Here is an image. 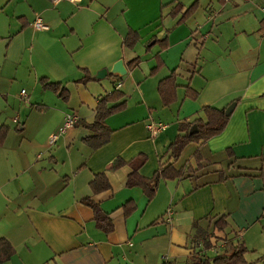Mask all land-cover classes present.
Here are the masks:
<instances>
[{"label": "crops", "instance_id": "0c3cea01", "mask_svg": "<svg viewBox=\"0 0 264 264\" xmlns=\"http://www.w3.org/2000/svg\"><path fill=\"white\" fill-rule=\"evenodd\" d=\"M36 19L47 29H34ZM130 32L139 40L129 49ZM120 61L125 75L111 74ZM172 74L175 98L164 105L158 84ZM24 79L33 97L42 79L68 97L41 88L36 103L30 95L17 104L9 90ZM115 90L122 97L112 106L124 108L105 121L109 141L92 149L84 124ZM232 104L222 133L187 144L173 162L180 124ZM41 111L50 119L38 123ZM67 115L73 127L49 146ZM149 124L164 129L151 137ZM0 130V239L14 249L2 264H199L208 256L196 237L219 219L229 248L264 252V0H0ZM117 160L124 164L112 169ZM169 164L181 174L159 180L153 199L127 185L133 171L152 179ZM102 172L110 189L93 194L89 183Z\"/></svg>", "mask_w": 264, "mask_h": 264}, {"label": "trees", "instance_id": "16d2710c", "mask_svg": "<svg viewBox=\"0 0 264 264\" xmlns=\"http://www.w3.org/2000/svg\"><path fill=\"white\" fill-rule=\"evenodd\" d=\"M139 40V37L136 33L130 32L123 40V45L126 48H133ZM139 59H135L129 63L131 67L138 65ZM130 68V67H129ZM159 69V66L154 68L151 73H155ZM89 80V78H88ZM41 86L45 90H50L56 94L59 98L65 100L68 97L67 90L62 87L60 83L48 82L45 79L41 80ZM175 76H171L163 79L158 84V94L161 98V101L164 105H169L174 101L175 98ZM189 90H187L188 97ZM122 97V94L118 91H113L110 94L104 95L98 99L97 107L94 114V119L90 124H84L85 128L88 129L90 135L83 138V143L92 148L97 149L105 145L110 138L112 130L106 125L105 121L110 116L124 108L125 103L112 106L113 103L117 102ZM204 114V119H196L192 123H182L179 126V131L183 132V135H179L175 141L170 145V152L173 159V162L178 159L180 153L184 147L192 142L206 141L216 135H219L226 128L230 117L225 115V109H216L211 107H206L202 109ZM195 125L197 132L190 135V128ZM3 131L0 130V140L2 141ZM124 163L121 160L114 162L112 169L120 168ZM180 172H176L172 165L160 167L159 170L155 173L152 179H144L136 175V172L133 171L129 174L127 178V185L130 187H140L148 200L154 198L157 185L159 180L162 179H174L180 176ZM90 190L93 194H99L110 189V185L105 173H98L94 175L93 179L89 183ZM83 203L86 204L89 208L92 209L94 213V220L97 226L104 231V233H111L113 231V224L111 219L102 212V210L94 203L90 198H84ZM131 204H126L124 206V211H126V216L130 215L133 211ZM264 217V214L262 215ZM214 230L211 234L212 236L215 233H222L225 223L223 219L215 221L213 224ZM206 232L199 231V235L196 239L199 241L201 238L206 237ZM215 239H217L215 237ZM200 245L199 243H197ZM212 243L210 240H207L204 244L203 249H210ZM247 253L246 248L241 245L231 246L228 252L221 253L216 255L212 259H205L204 262L199 264H253L245 260V255ZM14 254V249L10 243L5 239H0V264L7 262L12 255ZM201 261V259H200Z\"/></svg>", "mask_w": 264, "mask_h": 264}, {"label": "rangeland", "instance_id": "374dc122", "mask_svg": "<svg viewBox=\"0 0 264 264\" xmlns=\"http://www.w3.org/2000/svg\"><path fill=\"white\" fill-rule=\"evenodd\" d=\"M23 83L24 84H27V85H21V86H16V85H14L10 90H9V93L13 96V97H16V95L18 96V103L17 104H21L22 106H25V103L23 102V101H25L26 100V98L28 97V96H30V95H32V103L34 104V103H36L35 101V99H37V98H41V95L40 94H44V93H42V87H38L37 89H35V97H33V88H35L34 87V83H33V81L31 80V79H24L23 80ZM5 86H3V88H4ZM24 90V92L26 93L25 94V96H24V98L25 99H22V98H19V95H20V93H21V90ZM13 100V99H12ZM9 101L10 103H11V105L12 104H14V101ZM18 106V105H17ZM40 116H43L42 118H40V119H38L39 121H38V123H42V122H45L46 120H49L50 119V117L49 116H44L45 114H49V113H47V112H43V111H41L40 113ZM55 133V132H54ZM59 139H60V137H59ZM23 150H27V147L24 145L23 146V148H22ZM43 154V153H42ZM44 157H45V154H44ZM264 218V217H263ZM213 230L214 229H212V227H210V228H207L206 229V231H204V232H206V234H207V236L206 237H204V238H201L199 241L197 240V243H199L200 244V246H199V248H203L204 247V244L206 243V241L207 240H210V243H212V246L210 247V249H204L203 250V253L204 254H206L207 256H208V259H212V258H214L216 255H218V254H220L221 252H223V251H225V250H227V249H229V247H228V242H227V240H229L227 237H225V238H223V237H219V236H221V235H219V233H215V235L214 236H212L211 234L213 233ZM208 231V232H207ZM201 232H203V231H201ZM253 233H251V235H252ZM254 235V234H253ZM197 236V235H196ZM215 237L217 238V239H215ZM256 245H258L257 247H258V249L261 247V244L257 241V244ZM263 245V244H262ZM264 247V246H263ZM263 247H261V250H263ZM263 253L264 252H259V251H257V253H254L253 251H251V250H249V251H247V253H246V255H245V260L247 261V262H251V263H253V264H258V263H263L262 262V255H263ZM264 257V256H263Z\"/></svg>", "mask_w": 264, "mask_h": 264}, {"label": "built area", "instance_id": "2783aa9c", "mask_svg": "<svg viewBox=\"0 0 264 264\" xmlns=\"http://www.w3.org/2000/svg\"><path fill=\"white\" fill-rule=\"evenodd\" d=\"M63 1H67L70 3H76L79 0H50V2L53 5H56V4L61 3ZM224 1L227 2L229 0H224ZM32 26L34 29H36L38 31H43V30L47 29V27L44 26L39 19H36L33 22ZM21 93L23 96L24 91H22ZM74 123H75V118L72 115H67L65 117L62 125L58 128V130L49 136V138H48L49 146H55L59 140V137L61 138V136H63L70 128H72ZM146 129L149 131L151 137H156L164 129V126L160 125V124H158V125L149 124L146 126Z\"/></svg>", "mask_w": 264, "mask_h": 264}, {"label": "water", "instance_id": "95a60500", "mask_svg": "<svg viewBox=\"0 0 264 264\" xmlns=\"http://www.w3.org/2000/svg\"><path fill=\"white\" fill-rule=\"evenodd\" d=\"M126 73V70L123 67L122 61L118 62L113 69L111 70V74H115L118 76H124ZM106 71H101L96 75V79H103L106 76ZM234 108V104L230 105L226 110H225V115L229 117L232 113V110ZM197 132L196 126H193L192 129L190 130V135L194 134Z\"/></svg>", "mask_w": 264, "mask_h": 264}]
</instances>
